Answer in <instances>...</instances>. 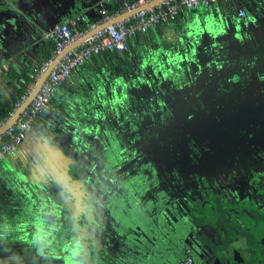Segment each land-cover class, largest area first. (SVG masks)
<instances>
[{
	"label": "rangeland",
	"instance_id": "obj_1",
	"mask_svg": "<svg viewBox=\"0 0 264 264\" xmlns=\"http://www.w3.org/2000/svg\"><path fill=\"white\" fill-rule=\"evenodd\" d=\"M256 1L252 0L251 4L244 6L246 10L243 9V15L237 20L233 18L226 22L221 17V6L215 7L212 3L201 10L198 9L196 13L186 15L185 18L176 19L171 25L156 29L155 34L151 32L145 35L143 40L138 39L133 43L129 55L123 57L98 55L94 61H91L95 69L92 74L90 73L93 77L81 81L78 85L64 81L63 89L70 90L69 96L63 100L59 99V102H54L58 98L53 100L39 115L36 126L39 131L37 140L35 135L33 138L35 144L38 143L41 147L40 150H35L34 159L44 166L47 165L48 173L51 175L55 173L58 175L60 171L63 173L66 166L63 168L62 165L68 161V155L74 154V151L70 152V145L75 133L78 129L82 132L87 130L83 160L86 177L84 186L89 187L91 180L94 179L91 184L92 189L89 187L92 195L84 193L86 196L83 199L85 198L86 205L82 207L81 212L76 211L74 216L72 197L67 196L66 191L63 197L64 207H67L68 212L63 214V218L67 217V222L76 218V223L73 221L74 223L70 225V228L73 226L74 232L82 229L79 223H85L86 227L83 228L88 231L84 234L86 239L100 232L106 239V246L112 247L122 255L118 258L113 254L114 264H125V256L127 260L131 257L132 252L125 251L124 248H133L139 232L145 229L140 217L143 210L150 213L152 218L160 219L167 225L170 233L166 236V243H170L173 250L170 248L171 252L165 257L161 247L143 249L135 244L134 249L137 252L146 257L149 255L150 259L154 256L163 264H185L189 253L193 257L191 264H218L217 259L214 258L212 232L206 227L200 228L192 213L195 209L193 201L201 200L200 195L204 189L201 174L194 188L192 185L185 187L180 195L176 196L174 187L171 189L170 179L165 178L160 167L152 161L140 134L148 129L156 110L159 113L170 111V107L174 105L179 107L191 99H195L204 110L207 109L204 103L217 77L216 66L221 67V63L214 61L220 60L221 43L229 32L245 29L251 18L260 16L264 19V0ZM233 16L234 12H230L229 18ZM43 31L44 28L37 31L39 34L36 36L40 38ZM260 33L264 34V30ZM37 42L31 49L34 53L36 51L35 59L40 56ZM211 62L214 67L209 65ZM38 64L39 61L34 65ZM86 73L88 74V70ZM237 79L238 75H233L232 81L236 82ZM242 83L236 94L239 90L242 91V87L246 88L245 80ZM224 93H213L211 99L221 101V95ZM262 111L264 112V107ZM204 115H207L206 112ZM238 116L249 121L254 119L252 110L242 112V115ZM187 117L193 115L188 114ZM250 126L255 127L250 123L247 129ZM242 131L244 132V129ZM215 136L217 138L215 142L221 143L220 134L217 133ZM248 145L250 146L251 143ZM224 151L229 155L232 149L229 147ZM258 152L253 154L246 151L239 152L236 156L237 160L241 159L244 163L254 159L258 163L254 165L252 171L251 168L250 171L247 170V174L242 179L243 186L237 182L238 184H233L232 187L221 186L220 191L218 190L219 193L222 192L223 203L221 208H217V220L223 238L229 239L233 233L228 221L222 214L220 215L223 209H227L233 215L232 219L236 218L238 226L235 227L241 235L248 233L246 237L252 235L248 232V226L241 222L239 213L249 214L256 220L261 219L260 208L263 204L260 199L257 203L254 201L260 195H263L264 201V153L258 154ZM46 156L54 160V167L45 164ZM69 167L71 177L74 178L78 166L75 165V169L71 165ZM179 183L182 181L179 180ZM95 184L96 187L93 188ZM215 184L219 185L218 182L213 183ZM67 190L74 194L70 186ZM195 192L196 195L193 194ZM91 198L95 203L91 202ZM237 198H243L242 200L253 203L256 207L251 205L248 209H244L243 203ZM233 202L241 209L236 208ZM96 204L100 205V210L97 209L95 217L90 210ZM49 205H52V199ZM51 207L50 209L54 210V206ZM102 215L104 218L101 217ZM90 224L92 227L88 228ZM57 226L58 223L51 225V241ZM93 229L97 231L90 232ZM74 232L71 237L74 247L68 242L63 244L61 251H52L54 253L51 254L52 256L60 257V264H79L78 258H82L81 262L85 263L90 257L89 245L86 242L85 245L80 244L87 248L82 247L83 250L78 252V233ZM184 233L186 235L182 236ZM240 234L232 241V245L245 246L246 240L251 245H256L254 240H245ZM156 235L155 232L152 237ZM153 243L159 245L156 238ZM51 245L55 250L61 247L60 242H53L49 247ZM45 250H49L48 247H45ZM253 251L254 257L257 258V252L254 249ZM187 252L188 254L184 256ZM240 254L245 256V252ZM252 259L253 256L248 257V260ZM220 261L224 264L222 257ZM229 263L236 264V261Z\"/></svg>",
	"mask_w": 264,
	"mask_h": 264
},
{
	"label": "crops",
	"instance_id": "obj_2",
	"mask_svg": "<svg viewBox=\"0 0 264 264\" xmlns=\"http://www.w3.org/2000/svg\"><path fill=\"white\" fill-rule=\"evenodd\" d=\"M131 1L134 0H62L57 5L55 17L51 20H47L49 14L45 9L40 10L38 8L39 12H37V5L32 1L28 8L30 15L28 14L24 19H22V16L18 17V15H15L18 12H14L15 14L13 15L2 13L0 15V109L13 102L16 97V83L8 77V72L13 70V72L21 75L22 72L33 71L36 66L34 64L37 61H39V64L43 61L41 49L48 42L42 40L41 34L40 38L37 37L36 35L39 34L37 31L42 28L45 30L53 23L60 22L64 18L80 11L85 12L88 20L99 19L101 17L99 12L101 6H104L109 13H113L122 9ZM251 2L252 0H219L214 2L213 5L215 7L221 6V17L226 22V20L230 21L233 18V20H237L239 17L237 14L238 9L246 10L244 6H248ZM197 11L183 10L177 19L180 17L185 18L186 15ZM230 12H234V16L231 19L229 18ZM247 25L241 31L229 32L221 43V50H219L221 51V67L219 69H221L222 74L235 69L244 72L247 90L244 92L243 97L237 99H235L236 94L234 93L233 103H239L237 101L243 98L241 102L243 106L239 105L235 110V114L242 115V112L253 111L254 119H250V121L247 118L238 117L242 129L246 130L244 134H251L255 137L264 128V112L262 111L264 107V44H262L264 42V34L260 33L264 30V19L260 16H255L248 20ZM161 28L162 26L155 27L145 33L136 35L131 39L128 50L124 52L110 51L100 56L113 57L114 55H120L123 57L129 55L135 41L138 39L143 40L145 35L151 32L155 34L156 29ZM36 42L39 44L38 51L40 56L35 59L34 54L36 51L34 53L31 49L34 48ZM95 57L79 65L64 83L68 82L70 84L72 82L78 85L83 80H90L93 77L90 73L92 74L95 71L91 61H94ZM87 70L88 74L86 73ZM64 83L58 87L51 102L57 98L54 102H59V99L63 100V98L69 96V87L67 86L68 91H65L63 89ZM223 90L221 89V92H224ZM171 110L172 107H170ZM159 114L161 113L156 110L153 114L154 118L150 120V125L158 118ZM37 119L24 142L14 152L0 161V259L4 264H60V257L52 256L51 254L62 250L63 241L57 239L61 243V247L58 250H55L53 245L49 247L50 244H53V238L51 241L50 235L52 232L51 225L52 223L53 226L55 223L59 225V222H61L60 212L62 206L65 205L63 195L67 188L70 186L72 193L76 195L80 187V182L76 180V177L67 178L66 174L61 173V171L58 175L56 173L51 175L48 173L49 167L47 165L44 166L34 159L35 150L41 147L40 144H35L37 132H39L36 127L38 125ZM250 123L254 124L255 127L250 126L247 129V125ZM34 135L35 139L33 138ZM259 149L262 150L257 149L259 151L258 154H263L264 146H260ZM45 160L47 161L45 164L54 167V160H50L49 156H46ZM71 160L75 161L76 159L73 157ZM62 166L63 168L65 167V162ZM239 184L243 186L242 181ZM51 199L52 205H49ZM237 199L243 203L242 208H245L248 204L256 207L253 203L242 200L243 198ZM258 199L263 204L261 206L262 209L259 208L262 213L261 218H264L263 195L258 196L254 201L257 203ZM74 200H76V197L73 198ZM234 205L238 208L237 204L234 203ZM49 206H54L53 209L55 211L50 209ZM140 217L145 229L141 230L137 239L134 240L133 250L136 257H132V262L134 264H155L156 262L163 264L161 260H158L153 255L150 259L149 255L146 257L134 248L135 244L143 249L161 247L166 255L165 257H167L171 249L173 250L172 245L166 243V236H168L170 231H168L166 224H163L160 219L152 218L151 214L146 210L142 211ZM155 232L159 236L156 235L153 238L152 236L155 235ZM184 235L186 233L182 236ZM130 236L132 235L130 234ZM155 238L158 240L159 245L153 243ZM140 242H143V244ZM45 247H48L51 251L45 250Z\"/></svg>",
	"mask_w": 264,
	"mask_h": 264
},
{
	"label": "flooded vegetation",
	"instance_id": "obj_3",
	"mask_svg": "<svg viewBox=\"0 0 264 264\" xmlns=\"http://www.w3.org/2000/svg\"><path fill=\"white\" fill-rule=\"evenodd\" d=\"M31 1L36 3L37 12H39V9H45L49 14L47 20H51L55 17L57 5L62 0H0V15L2 13L13 15L15 14L14 12H18L15 15H18V17L22 16V19H24L28 14L30 15L28 8ZM197 105L200 108L203 107L198 102ZM204 105L208 106L205 110L202 108L207 115L200 111H194L191 113L193 117L190 118H183L182 115H188L195 110V104L192 107H190L189 103L182 104L179 107L174 105L171 111L166 110V112H161L158 115V118L150 125L153 129L148 125V129L140 134L141 141L144 147L148 149V154L151 155L152 161L160 167V171L165 178L170 179L171 189L175 186L174 194L180 195L181 190L185 187H191V185L194 188L198 181V176L201 174L202 187L204 189H202L200 195L201 200L193 201L195 209H202L203 207H198V205L210 194L217 195L221 201L222 192L219 193L221 186L222 188L232 187L233 184L242 181L247 174V170L250 171L249 168L252 171L255 168L254 165L258 164L255 160L246 161L245 163L241 159L237 160L236 156H238L239 152L246 151L253 154L260 146H264L262 142L264 140V128L263 131L258 132V135L256 134L257 136L250 137L249 140V136L242 131L238 114H235V110L240 105L239 103H227L221 99L218 115H214V119H217V124L207 122V120H211L208 117L210 114L209 110L211 113L213 112V105L207 99ZM217 133L221 136V143L215 142ZM250 143L251 145L249 146L248 144ZM229 147H231L232 152L227 155L224 150ZM85 178V176L83 178V175H77L76 178L80 182V187L76 193L75 201L78 203L81 198L83 206L85 194L92 195V191L89 189V187L92 189V186H84ZM179 180L182 183H179ZM217 182L219 185H213V183ZM193 194L196 195V192ZM95 196H97L96 193ZM90 200L95 203L92 198ZM249 206L248 204L244 209H248ZM94 208L100 210V205H94L92 210ZM200 228L204 229L202 226ZM63 243L66 244L67 241L65 240ZM124 250L132 252L129 260L125 256V264H134L132 261L136 256H134L133 248L125 247ZM115 253L114 255L118 258L122 256L118 251H115ZM187 254L188 252L184 256ZM192 259L193 257L189 253L186 257L188 264H191ZM155 264H159V262Z\"/></svg>",
	"mask_w": 264,
	"mask_h": 264
},
{
	"label": "built area",
	"instance_id": "obj_4",
	"mask_svg": "<svg viewBox=\"0 0 264 264\" xmlns=\"http://www.w3.org/2000/svg\"><path fill=\"white\" fill-rule=\"evenodd\" d=\"M216 1L219 0H134L113 13L101 6L99 19L88 20L85 12L80 11L50 25L41 33V38L53 45L51 54L30 73L31 80L26 84V91L9 116L32 91L40 75L53 64L14 122L0 134V161L24 142L58 87L79 65L106 52H124L136 35L155 27L171 25L183 10H198ZM125 12L128 13L126 16L104 24ZM243 13L242 9H238V16ZM79 39L80 42L73 46ZM0 264H4L1 259Z\"/></svg>",
	"mask_w": 264,
	"mask_h": 264
},
{
	"label": "trees",
	"instance_id": "obj_5",
	"mask_svg": "<svg viewBox=\"0 0 264 264\" xmlns=\"http://www.w3.org/2000/svg\"><path fill=\"white\" fill-rule=\"evenodd\" d=\"M52 48H53V45L51 43H47L46 45H44L42 47L41 53H42V60L43 61L49 58ZM219 58H220L219 63H221V55L219 56ZM30 72L32 73V71L22 72L21 75H19L20 73L13 72V70L8 72V77L13 82L16 83L15 84L16 97L14 98L13 102H11L10 104H7L5 107L0 109V122L5 120L9 116L10 112L14 108L15 103L20 99L21 95H23L25 93L26 87H27L26 84H27V82H29L31 80ZM221 74H222V72H221ZM221 80H222L221 76L216 77L214 84L212 85V88L209 90V93H208L207 100L213 105V108H212L213 112L211 113V111L209 110V112L211 114H209L208 118H211V120H207L208 123L217 124V119H214V115H216V116L218 115L217 112H219V110H220L219 109V103L221 101H219V99L212 100L211 96L213 93H219V92H221V89L223 90V86L221 85V82H222ZM246 90H247V87L244 89L242 87V91H238L237 94L235 92V94H236L235 99H237L239 97H243L244 91H246ZM224 92H226V91H224ZM225 94L226 93L221 95V99L227 103H233V96H235V95L230 94V98H226V97H228V95L226 96ZM242 100H243V98H241V100L237 101V102H239V104L241 106H243L241 103ZM186 103H189L190 107L194 106V104L196 106L195 110H193V111L190 110L191 111L190 114L193 113L194 111L203 112V109L197 105V101L195 99L188 100V101L184 102L183 104H186ZM205 106L208 108L207 105H205ZM182 117L188 118L187 115H182ZM245 131L246 130H244V133H245ZM87 136H88V132L86 129L83 132L80 129H78L77 132L75 133L73 141L70 145V152L72 150V151H74V154L71 156L68 155L70 158L68 157L67 165L70 166L69 161H73V160H71L73 157L76 159L74 161L75 165L78 166V171H77L76 176H75L76 178H77V175H80V176L83 175V178L85 176V170H84L85 165L83 163V160L85 158L84 152H85ZM248 136L253 137L251 134H248ZM76 146L80 147L81 152H78L75 149ZM70 152H69V154H70ZM80 156H81V159H80ZM63 171H64V169H63ZM65 171L67 173V167H65ZM66 177L67 178L71 177V171H68V174H66ZM89 186H92V185H89ZM64 194L66 195V191ZM84 199H83V204L85 206ZM72 203L74 206L72 208V211L74 212L73 215L76 216V211L81 212V210H82V207H83L82 200L80 198L78 203L75 200L72 201ZM222 203L223 202L220 201V199H219V197H217V195L210 194L206 199H203L201 201V203L198 205V207H203L202 209L192 210L194 219L197 220V221L196 220L195 221L197 223H199L200 226L206 227L212 232V241H213L214 246H215L214 258L217 259L218 264L222 263L220 261L221 257L223 258L224 264H231V263H229L230 261H232V262L236 261V264H264V218H261L260 220H256L255 218H253L249 214L239 213L241 222L245 226H248V232L252 235V237H246L248 235V233L247 234L245 233V235L244 234L241 235L239 230L235 227L237 225L236 218L232 219V218H234L233 215L227 209H223L222 213L220 211V215L222 214L225 217V219L228 221V223L230 224L232 231H233V233L231 234V237L229 239H227V237L223 238V232H222L221 227L219 225V221L217 220V208L218 207L221 208ZM64 206L65 205L62 206V210L60 212V214H61L60 219L62 222V225H61L62 227L60 228L61 234H60V236L56 235L55 238H56V240L57 239L62 240V241L66 240L67 242H69V240L71 239L70 236H71L72 231H73L72 230L73 226H71L72 228H70V225L76 221V218L74 220H72L71 222H67L66 221L67 217H65V219L63 218V214L68 212L67 207L65 208ZM96 211H97L96 208H94L93 210L92 209L90 210V212L93 213L95 215V217H96ZM101 217L104 218L103 215ZM101 217H99V218H101ZM79 224L82 227V229H78L74 232V233H78V241H79L78 247L80 249L78 252L80 253V251L83 250L82 247H85V246H81L80 243L85 245L84 242H86V244L89 245L90 257L88 260H86L85 263L81 262L82 258H78L77 259L78 262H80L81 264H86V263H89V264H114L112 262L113 261L112 259H114L112 256H113V254H116V253L112 247L106 246V243H105L106 239L104 238V236H102L100 232H96L97 230L93 229L90 232L95 231L96 232L95 235L86 239L84 234H85V232L88 233V231L84 230V228H83V226L86 227V224L85 223H82V224L79 223ZM91 227H92L91 224L88 225V228H91ZM239 234L245 240L246 239L254 240L256 242V245H251L248 240H246L247 242H246L245 246L232 245V241ZM86 248L87 247H85V249ZM253 249L258 254L257 258L254 257ZM241 252H245V256H242L240 254ZM250 256H253L252 260H248V257H250Z\"/></svg>",
	"mask_w": 264,
	"mask_h": 264
},
{
	"label": "water",
	"instance_id": "obj_6",
	"mask_svg": "<svg viewBox=\"0 0 264 264\" xmlns=\"http://www.w3.org/2000/svg\"><path fill=\"white\" fill-rule=\"evenodd\" d=\"M133 11H135V10H133ZM128 13L127 12H125V13H121L120 15H118V16H116V17H114L113 19H110L109 21H106L104 24H107V23H111V22H113V21H115V20H118V19H120V18H122V17H124V16H126ZM80 40L81 39H79L76 43H74L73 44V46L74 45H76L77 43H79L80 42ZM216 63H219V60H214ZM52 64H53V62L47 67V69L40 75V77L38 78V80L36 81V83H35V85H34V87H33V89H32V91L28 94V96L20 103V105L16 108V109H14V111L12 112V114L4 121V122H2L1 124H0V134H2L13 122H14V120L17 118V116L19 115V113L21 112V110L26 106V104L29 102V100L31 99V97L34 95V93H35V91L39 88V85H40V83H41V81L44 79V77L46 76V74H47V72L49 71V69L51 68V66H52ZM210 66H212V67H214V64L211 62L210 64H209ZM217 67V69H218V73H217V77H219V76H221V70L219 69V67L218 66H216ZM238 75V79H237V81L236 82H233L232 81V78H233V75ZM244 72L243 71H241V70H239V69H235V70H233V71H229V72H226V73H224V74H222V76H221V78H222V86H223V89H224V91H226L225 93V95L227 96V95H230V94H234L235 92H236V90L237 89H239V87L240 86H242L241 84H242V82H243V80H244ZM240 91V90H239ZM244 92H246V91H244ZM75 149L78 151V152H81V149H80V147L79 146H76L75 147ZM75 150V151H76ZM80 159H81V156H80ZM69 163H70V165H72L73 167H74V169H75V163H74V161H69ZM66 164H67V162H66ZM65 164V166L67 167V173H66V171H65V169H64V173H66V174H68V171H70V167L68 166V165H66ZM93 182L91 181V184H92ZM94 187H96V184L95 185H93V188ZM67 192H68V194H67V196H69V197H72V200L71 201H73V198H74V196L71 194V191L70 190H66ZM176 196H179L178 194H175ZM62 225V222H59V225H58V229L56 230V232H55V234L53 235V242H58L57 240H56V238H55V236L56 235H59L60 236V234H61V231H60V228L62 227L61 226ZM74 231H72V233H73ZM72 237V234H71V236H70V238ZM68 243V242H67ZM69 243H71V245L74 247V244H72V241H71V239L69 240ZM77 248V247H76ZM78 250H80L79 249V247H78Z\"/></svg>",
	"mask_w": 264,
	"mask_h": 264
},
{
	"label": "bare ground",
	"instance_id": "obj_7",
	"mask_svg": "<svg viewBox=\"0 0 264 264\" xmlns=\"http://www.w3.org/2000/svg\"><path fill=\"white\" fill-rule=\"evenodd\" d=\"M43 25V24H42ZM7 75V74H6ZM137 75V74H136ZM145 97V96H144ZM3 108V107H2Z\"/></svg>",
	"mask_w": 264,
	"mask_h": 264
}]
</instances>
